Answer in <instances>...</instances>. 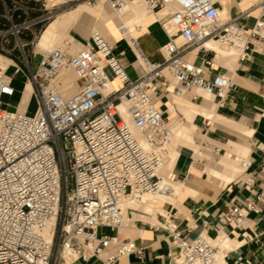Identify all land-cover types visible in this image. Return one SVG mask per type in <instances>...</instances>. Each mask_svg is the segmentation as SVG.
Here are the masks:
<instances>
[{"label":"built area","instance_id":"1","mask_svg":"<svg viewBox=\"0 0 264 264\" xmlns=\"http://www.w3.org/2000/svg\"><path fill=\"white\" fill-rule=\"evenodd\" d=\"M74 1L90 6L103 2L120 13L130 0ZM142 2L149 13L170 5L173 10L159 17L167 35L159 59L148 57L135 37H127L142 68L139 76L130 78L99 31H92L75 53L67 42L63 48L43 50L35 60L34 42L55 17L56 4L0 0V16L8 24L0 28V54L9 61L0 68V264H74L90 259L114 264L123 256H140L134 241L102 230L124 223L123 197L150 192L170 199L174 184L182 183L173 173L165 179L162 175L174 132L155 104V95H191L195 102L197 92H202L222 106L236 83L230 77L211 76L216 52L205 42L234 48L241 60L264 43V0L224 21L220 0ZM241 19H251V26ZM118 30L124 34L129 29L121 24ZM24 33L30 37L27 41ZM191 49L202 53L201 64L186 59ZM66 70L78 83L72 94L61 79ZM19 74L25 75L36 101L30 114L2 106L1 96L12 95L11 83ZM208 149L221 152L215 145ZM261 199L262 194L257 195V201ZM258 211L257 202L245 199L227 206L218 219L238 225L246 212ZM158 228L176 248L173 264H225L226 253L207 235L188 238L173 217L163 216Z\"/></svg>","mask_w":264,"mask_h":264},{"label":"crops","instance_id":"2","mask_svg":"<svg viewBox=\"0 0 264 264\" xmlns=\"http://www.w3.org/2000/svg\"><path fill=\"white\" fill-rule=\"evenodd\" d=\"M46 1L49 5L62 2ZM137 1L130 0V6L122 13L108 12L106 4L102 8L79 5L66 11L77 12L70 27L61 36L63 46L70 42L75 53L88 40L91 32L99 29L113 45L114 53L128 76L136 78L142 73V68L127 33L120 34L118 27L126 25L129 34L138 40L141 50L153 60L160 58L159 47L167 40L159 24L161 12L149 13L145 5ZM229 1L220 0L224 16L229 13V17H233L250 6L248 0ZM228 2L233 3L230 8L223 4ZM166 9L170 12L173 6H167ZM240 23L251 26L252 20L241 19ZM44 30L34 42V59L40 58L43 50H46V47L39 46ZM202 56L199 50L191 49L186 59L199 65ZM228 58L216 54L211 70V76L230 77L236 83L235 90L222 106L217 105L212 95L197 92L195 102L191 95H187V100L199 105L204 112L208 111L183 113L172 95L164 92L155 95V104L161 108L164 119L172 125L173 130L187 131L185 135L174 137L170 156L162 170L164 179L173 173L182 183L174 184V197L166 199L155 212L127 210V218L120 227L102 230L106 235H116L120 240L134 241L141 251L140 256H123L114 264H173L176 248L170 243L167 232L158 228L163 216L173 217L178 228L188 238H195L202 233L221 245L226 253L225 264L236 261L264 264V43H258V51L253 52L248 59ZM64 83L72 87L67 81ZM73 85L75 88L78 83L74 81ZM11 86L12 95L1 96L2 106L9 110L33 113L30 108L34 99L32 88L25 75L15 76ZM209 145H215L221 152H211ZM227 154L231 160L226 158ZM222 159L226 163L222 164ZM243 161H246V165L242 164ZM259 194H262L261 201H257ZM245 199L257 202L258 213L246 212L238 225L235 222H219V214L227 206L237 205ZM134 201L138 203L136 205L146 208H152L156 202L155 199ZM74 264L104 263L100 259H90Z\"/></svg>","mask_w":264,"mask_h":264},{"label":"bare ground","instance_id":"3","mask_svg":"<svg viewBox=\"0 0 264 264\" xmlns=\"http://www.w3.org/2000/svg\"><path fill=\"white\" fill-rule=\"evenodd\" d=\"M137 1V0H136ZM141 3L142 0H139ZM138 2V1H137ZM79 5H85V3H78L76 6H79ZM98 5L96 6H91V7H98ZM130 6V1L127 5V7L122 10L120 13L126 11L128 9V7ZM74 10V9H73ZM76 12L77 11H70V12H62L60 13L53 21H51L47 26H46V29L44 30L40 40H39V46L42 48V47H47L49 46L48 44L50 43H53L56 39H58V37L62 36V34L66 33V31L68 30V28L70 27L71 23L73 22L74 20V17L76 15ZM80 13V12H79ZM165 13H167V9L165 8L161 13H160V16L164 15ZM78 15V14H77ZM220 15H221V19H222V12H220ZM225 19H222V21H224ZM118 32L120 34H123L121 33L119 30ZM127 33V37L130 35L128 31H126L124 33V35ZM61 38V37H60ZM205 46L208 48V49H211L213 51L216 52L217 55H222V56H227L232 58V59H236V56H237V51L234 49V48H226L224 46H222L218 41H215V40H207L205 42ZM135 51V55H136V58H137V61L138 63L141 62L140 60V57L138 56V53L136 51V49H134ZM222 59V58H221ZM229 59V58H228ZM220 60V59H219ZM230 60V59H229ZM234 60L232 62H234ZM4 61V62H3ZM5 62L6 63H9V61L3 56L0 54V68H5L6 65H5ZM71 72V70H70ZM66 73L63 72L61 74V78L62 76ZM72 73V72H71ZM114 84L113 87H117L118 86V82L117 81H113L112 82V85ZM28 89H29V86H28ZM175 100V99H174ZM175 103L178 107L179 110H181L183 113H186L187 111H191V112H204L203 109L201 110L198 106H196L197 104L195 103H192L191 101L187 100V99H182V100H175ZM210 104V103H209ZM204 107L206 106L203 105ZM203 108V107H202ZM208 109V108H207ZM206 111L208 110H205L204 113H206ZM210 112V110H209ZM208 113V112H207ZM174 132V137L176 138L177 136H180V135H185L187 134V131L186 130H173ZM170 156V154H169ZM228 156V154H227ZM224 158V157H223ZM226 158H229L226 157ZM224 160V161H222ZM221 162H223L222 164H224L225 162V159H222ZM229 160H231L229 158ZM168 161V160H167ZM167 163V162H166ZM226 163V162H225ZM229 164V162H228ZM176 184H180V183H176ZM151 195H154L153 193H150V192H143V194H138L137 196H131V197H123L121 199V207L124 211V204L127 202V201H133V200H140L142 202H145L147 201L149 198L151 199ZM221 260V259H220Z\"/></svg>","mask_w":264,"mask_h":264},{"label":"rangeland","instance_id":"4","mask_svg":"<svg viewBox=\"0 0 264 264\" xmlns=\"http://www.w3.org/2000/svg\"><path fill=\"white\" fill-rule=\"evenodd\" d=\"M61 1H62L61 3L56 4L57 13H56L55 17L51 21H53L60 13L66 12V11L72 9L73 7H75L78 4V2H75V1H67V0H61ZM256 1L257 0H248L247 3H249V5H252ZM229 2L228 3H223L224 6H227L228 8H230L231 4H233V3H229ZM141 4L144 5V3H141ZM47 5H48L47 7H49L52 4H50V5L47 4ZM103 5H105V3L101 2L99 4L100 7H97V8H102ZM85 6H86V8H91V6L89 4H87V3H85ZM107 10L110 13H114V12L110 11L109 9H107ZM227 16L229 17V13H228ZM227 16L223 15V19H227L228 18ZM93 31H99L104 37H106L99 29H94ZM60 37H58V39L55 40L53 43L48 44L49 46H47L46 49H53L54 47L63 48L64 46H63V43H62V37L61 38ZM236 58H237V56H236ZM35 59L37 60V57ZM108 74L110 75L109 72H108ZM63 78H65V79H63ZM18 79L20 80V77ZM61 79L63 80V82L67 81L69 84H71L72 87L68 89L67 93L68 94H72L75 91V88H74V85H73L75 78H74L73 74L70 72V70H66V74H64ZM172 97L175 100L187 99V96H182V97H174V96H172ZM30 108H31V112L35 110V108H36L35 98L31 102ZM172 144H173V142H172ZM172 144H171V146H172ZM140 194H143V193H140ZM151 196H152L151 200L155 199V201H156L155 203L152 204V208H146L143 205H136L138 203L136 201H134V200L133 201H127L124 204V210L127 207H129V206H132V207L131 208H127L126 212L123 211L124 220H126V218H127V210L132 211V209H141V210H145V211H148V212H155L156 208L161 206V204L167 199V198H165L163 196H160L158 194H154V195H151Z\"/></svg>","mask_w":264,"mask_h":264},{"label":"trees","instance_id":"5","mask_svg":"<svg viewBox=\"0 0 264 264\" xmlns=\"http://www.w3.org/2000/svg\"><path fill=\"white\" fill-rule=\"evenodd\" d=\"M8 4L10 5V3H8ZM1 14H2V9H1V7H0V15H1ZM6 26H8L6 20L0 16V28H4V27H6ZM22 38L29 39L30 37H29L28 34L24 33V34L22 35Z\"/></svg>","mask_w":264,"mask_h":264}]
</instances>
